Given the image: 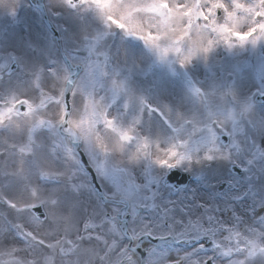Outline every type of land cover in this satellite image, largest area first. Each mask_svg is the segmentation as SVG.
<instances>
[{"label":"snow or ice","instance_id":"obj_1","mask_svg":"<svg viewBox=\"0 0 264 264\" xmlns=\"http://www.w3.org/2000/svg\"><path fill=\"white\" fill-rule=\"evenodd\" d=\"M63 4L94 13L105 29L143 41L161 61L174 56L181 67L197 55L206 57L218 43L231 49L264 41V0ZM103 39L92 31L82 37L81 47L90 58L85 75L101 92H124V83L109 75ZM193 92L202 95L198 88ZM73 98L76 102L69 103ZM149 111L164 118L170 134L166 144L142 136L135 125L120 126L116 117H109L104 97L95 89L89 92L67 71L49 68L45 75L33 70L23 84L0 75V264H186L185 256L174 258L155 249L137 256L136 244L146 238L196 236L210 242L211 253L191 264H264V113H256L250 104L232 106L201 122L166 107ZM221 135L229 142L220 140ZM83 150L91 151L98 172L125 177L110 197L123 199V208L78 218L76 202H65L83 187L76 182L77 151ZM215 160H230L247 174L250 185L237 199L245 205L250 198L262 201L248 208L255 222L239 209L225 218L219 208L194 197L166 198L151 176L137 183L127 175L142 163L191 170ZM42 181L62 184L63 190L41 192ZM38 206L46 211L36 218L29 213ZM121 215L131 221L123 228Z\"/></svg>","mask_w":264,"mask_h":264},{"label":"rangeland","instance_id":"obj_2","mask_svg":"<svg viewBox=\"0 0 264 264\" xmlns=\"http://www.w3.org/2000/svg\"><path fill=\"white\" fill-rule=\"evenodd\" d=\"M243 2L248 3L250 0ZM45 5L54 25L60 30L64 52L73 65L82 66L75 81L83 82L89 92L95 89L100 97H104L109 117H116L120 126L135 125L142 136H147L153 142L166 144L170 134L166 131L164 118L157 112L149 111L150 108L166 107L173 113L179 112L184 117L201 122L209 117L216 118L219 113L232 106L242 109L250 104L256 113H264V103L254 101L257 94L264 93V41L258 42L255 47L246 44L244 47L231 49L218 43L206 57L197 55L190 63L181 67L176 57L169 56L161 61L143 41L126 36L115 28L105 29L94 13L69 8L63 4V0H45ZM89 31L103 35L104 49L109 53L111 61L108 65L109 75L124 83V92H101L96 82L86 77V66L90 63V58L89 53L81 47V39ZM12 57L17 61V70L10 78L19 84H23L25 75L31 74L33 70H40L45 75L49 68L68 72L41 17H34L27 0L0 2V75L9 67ZM193 88L200 89L202 95L194 94ZM141 99L143 104L140 103ZM75 102V98L70 99V103ZM85 151L95 167L91 151ZM232 163L230 160H215L193 165L191 170L178 165L177 168L191 174L193 180L187 189H181L177 193L165 190L159 184L167 169L142 163L130 169L127 175L133 176L137 183L146 182L147 177L151 176L161 190L166 192V198H176L178 195L194 197L197 201L219 208L225 218L232 209H239L255 222L256 217L248 213V208L254 209L262 201L250 198L248 205L239 202L238 195L249 187L250 182L244 171L241 177L229 172L228 167ZM98 177L105 194L110 196L125 178L111 171L108 175L98 172ZM84 178L85 174L79 167L76 182L83 185ZM224 179L232 182L233 187L231 192L220 195L214 187ZM39 187L41 192L46 193L63 190V185L54 181H42ZM88 187L89 184L87 189L83 185L78 195L69 194L65 201L76 202L78 218L109 209L99 203L95 193ZM156 259L153 256V260ZM186 264H191L189 257H186Z\"/></svg>","mask_w":264,"mask_h":264},{"label":"water","instance_id":"obj_3","mask_svg":"<svg viewBox=\"0 0 264 264\" xmlns=\"http://www.w3.org/2000/svg\"><path fill=\"white\" fill-rule=\"evenodd\" d=\"M43 16H44V21H45V24L47 25V27L50 29V31L53 33V38L55 39L56 43L58 45H60V38H59V35H58V32L54 29V27L52 26V24L50 23V21L47 19L46 17V13H45V10L43 8V5H42V0H39V4H38ZM63 59L66 61L68 67L70 68L72 74H71V77L74 79H76V76L78 75L79 71L81 70L80 66H77L76 68H72L70 66V63L68 61V59L66 57L63 56ZM264 98L262 97H259L257 100L258 101H262ZM77 155L79 157V162L80 164L83 166V168L89 172L91 178H92V182H93V185L94 187L97 189V191L99 192L100 196H102V192L96 182V178H95V175H94V172L92 171L91 167L89 166L84 154L82 153V151H77ZM175 171L173 170L172 172L169 173V175L166 177L165 179V182L167 184H172L173 181H175V179H180V181H182V186H185L189 181H190V176L188 175H184V174H180V173H177V176L175 177L174 175ZM103 201H107L106 199L103 198ZM42 213V212H41ZM126 224V221H124V224L123 226ZM167 240H171V239H164V240H159V239H156V240H153V239H144L142 240L141 242L143 241H147V242H150L154 245H157V246H161L163 244H165L167 242ZM144 253H146L145 249H142V251L139 253L140 256H142Z\"/></svg>","mask_w":264,"mask_h":264},{"label":"flooded vegetation","instance_id":"obj_4","mask_svg":"<svg viewBox=\"0 0 264 264\" xmlns=\"http://www.w3.org/2000/svg\"><path fill=\"white\" fill-rule=\"evenodd\" d=\"M197 238H188V239H197V240H199V241H201V237H199V236H196ZM204 249H207V250H211V248H206V247H204Z\"/></svg>","mask_w":264,"mask_h":264},{"label":"bare ground","instance_id":"obj_5","mask_svg":"<svg viewBox=\"0 0 264 264\" xmlns=\"http://www.w3.org/2000/svg\"><path fill=\"white\" fill-rule=\"evenodd\" d=\"M174 258L177 257L175 252L170 253Z\"/></svg>","mask_w":264,"mask_h":264}]
</instances>
